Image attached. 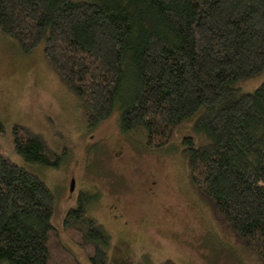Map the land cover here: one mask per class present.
I'll list each match as a JSON object with an SVG mask.
<instances>
[{
  "label": "trees",
  "instance_id": "16d2710c",
  "mask_svg": "<svg viewBox=\"0 0 264 264\" xmlns=\"http://www.w3.org/2000/svg\"><path fill=\"white\" fill-rule=\"evenodd\" d=\"M0 32L22 56L41 47L89 128L117 113L121 133L155 152L188 123L178 152L191 191L264 264V82L241 91L264 72V0H0ZM11 133L26 165L0 151V264H80L61 234L107 264L111 237L88 214L97 198L80 193L54 227L55 196L28 167L65 157L25 126Z\"/></svg>",
  "mask_w": 264,
  "mask_h": 264
},
{
  "label": "rangeland",
  "instance_id": "374dc122",
  "mask_svg": "<svg viewBox=\"0 0 264 264\" xmlns=\"http://www.w3.org/2000/svg\"><path fill=\"white\" fill-rule=\"evenodd\" d=\"M263 82L264 72L243 83L241 91L252 93ZM14 124L40 135L65 157L57 168L28 167L55 196L54 227L61 229L80 193L97 198L88 214L111 237L107 264H255L222 235L191 191L178 152L188 123L155 152L138 136L121 133L117 113L89 128L79 100L47 66L41 47L22 56L0 32V151L24 166L14 151ZM61 241L80 264H90L63 234Z\"/></svg>",
  "mask_w": 264,
  "mask_h": 264
},
{
  "label": "water",
  "instance_id": "95a60500",
  "mask_svg": "<svg viewBox=\"0 0 264 264\" xmlns=\"http://www.w3.org/2000/svg\"><path fill=\"white\" fill-rule=\"evenodd\" d=\"M74 188V181L71 182V187H70V190L72 191Z\"/></svg>",
  "mask_w": 264,
  "mask_h": 264
}]
</instances>
